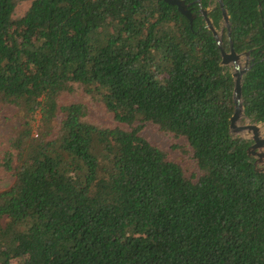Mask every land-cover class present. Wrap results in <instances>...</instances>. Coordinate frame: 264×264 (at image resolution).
<instances>
[{
    "label": "trees",
    "instance_id": "obj_1",
    "mask_svg": "<svg viewBox=\"0 0 264 264\" xmlns=\"http://www.w3.org/2000/svg\"><path fill=\"white\" fill-rule=\"evenodd\" d=\"M261 1H230L239 52L264 45ZM221 63L212 32L162 0H0V107L20 122L2 164L14 181L0 189V264H264V172L230 134ZM76 91L125 128L63 101ZM243 100L264 124V55ZM147 125L183 140L197 173Z\"/></svg>",
    "mask_w": 264,
    "mask_h": 264
},
{
    "label": "rangeland",
    "instance_id": "obj_2",
    "mask_svg": "<svg viewBox=\"0 0 264 264\" xmlns=\"http://www.w3.org/2000/svg\"><path fill=\"white\" fill-rule=\"evenodd\" d=\"M29 6L28 3L21 4L17 9V16L23 15ZM63 101L66 103L81 102L88 106L89 119L101 127L112 128L120 126L125 128L115 122L114 116L107 111L103 104L87 97L82 91H76L74 94L64 96ZM16 114L17 110L11 106L0 107V189L9 188L14 181L13 177L4 170L2 164L15 129L20 126ZM244 124H246L245 120L239 122V125ZM262 132H264V125L262 126ZM143 136L152 144L165 151L171 160L183 165L187 170L188 176L197 173V167L192 159V151L189 147L185 146L183 140L165 134L152 125L146 126ZM234 136L239 137L240 135L234 134Z\"/></svg>",
    "mask_w": 264,
    "mask_h": 264
},
{
    "label": "water",
    "instance_id": "obj_3",
    "mask_svg": "<svg viewBox=\"0 0 264 264\" xmlns=\"http://www.w3.org/2000/svg\"><path fill=\"white\" fill-rule=\"evenodd\" d=\"M165 3L177 7L178 11L185 16L190 23H193L194 16H192L191 12L187 9L186 5L181 0H162ZM224 18L226 22L229 24V15L225 12ZM230 26V24H229ZM208 29L213 33L215 40L220 48L221 56H222V67L232 68V77L235 83L234 86V104L235 111L233 116L230 119V134L234 136V134L240 135L239 138L246 139L248 141L254 142V145L248 149V156L252 158V153L258 150V156L262 157L264 155V132H262V126L264 124H256L252 123L245 116V109L243 104V85L245 76L252 69L254 61L249 57V53L242 55L237 54L234 50L231 53H227L223 48L222 39L219 35L218 30L214 27L211 20H208ZM232 44V43H231ZM245 120L246 124L239 125V122ZM245 134V135H244ZM235 137V136H234ZM263 161L257 162L255 166L257 167V171L264 172L263 169L258 168V164ZM264 163V162H263Z\"/></svg>",
    "mask_w": 264,
    "mask_h": 264
},
{
    "label": "flooded vegetation",
    "instance_id": "obj_4",
    "mask_svg": "<svg viewBox=\"0 0 264 264\" xmlns=\"http://www.w3.org/2000/svg\"><path fill=\"white\" fill-rule=\"evenodd\" d=\"M181 1L184 2L187 9L191 12L192 16H194L193 23L192 24L190 23L191 26L194 23H200L201 25H203L205 28L208 29V20L212 21L214 27L219 32V35L222 39V43L224 41H228L229 43L228 50H225V48L223 47L227 53H231V51L233 50L237 54H242V55L249 53V57L252 59V61H254L256 57L264 55V45H262L259 49L251 48V49H245L240 52L237 51V49L234 47V42L232 40V26H233L232 15H231V11L229 8L231 0H181ZM258 10L262 17V26L264 30V8H263L262 1L258 5ZM225 12L229 15L230 26L224 18ZM261 39L264 41V35L261 37ZM250 142H251V145H250L251 147L254 145V142L252 141ZM257 153H258V150L252 153V159L254 160V163L256 164L257 162H260V160L264 162V155L260 157L258 156ZM263 162L261 164L260 163L258 164V168H261L264 170Z\"/></svg>",
    "mask_w": 264,
    "mask_h": 264
}]
</instances>
